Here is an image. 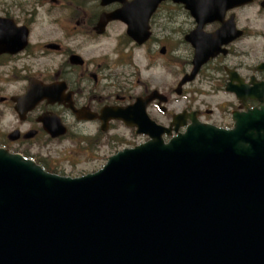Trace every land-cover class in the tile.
<instances>
[{"label":"water","instance_id":"95a60500","mask_svg":"<svg viewBox=\"0 0 264 264\" xmlns=\"http://www.w3.org/2000/svg\"><path fill=\"white\" fill-rule=\"evenodd\" d=\"M160 1L134 4L149 13ZM172 1L213 17L205 0ZM59 92L30 85L17 108L60 102ZM136 115L150 139L79 177L0 147V264H264V109L234 116L231 129L194 120L168 141ZM41 120L52 136L64 131Z\"/></svg>","mask_w":264,"mask_h":264},{"label":"flooded vegetation","instance_id":"af4514ba","mask_svg":"<svg viewBox=\"0 0 264 264\" xmlns=\"http://www.w3.org/2000/svg\"><path fill=\"white\" fill-rule=\"evenodd\" d=\"M132 2L0 0V72L10 76L14 89L0 95V104L9 106L15 115L14 126L3 133L0 146L58 170L52 165L59 162V156H49L38 139L47 142L79 135L84 153L102 145L112 152L119 142L136 135L117 118L102 115V110L125 108L136 97L153 91L156 95L145 104V112L164 126H170L173 115L185 110L202 122L227 128L235 112L264 105V96L260 100L253 91L264 82V0H212L207 9L212 8L209 14L217 18L205 21L199 29L198 20L181 3L166 0L148 14ZM121 9L124 20L103 21ZM131 32L139 38L147 35L137 43ZM14 46L18 49L11 52ZM198 52L214 53L192 80L179 85L177 59H186L183 77L192 70ZM112 55L124 62L128 59L121 62V70H115ZM135 55L142 61V70L160 68L171 80L163 84L146 81L134 66ZM30 82L65 85L63 101L42 100L19 118L10 97L23 94ZM185 86L191 88L188 94ZM216 94L218 99L213 102L201 98ZM70 98L75 112L68 107ZM44 113L60 117L67 128L63 137L51 138L44 130L38 121ZM121 128L127 134L119 133ZM11 131H17L15 140L10 139ZM77 146H63L61 152L64 157L71 155Z\"/></svg>","mask_w":264,"mask_h":264},{"label":"rangeland","instance_id":"374dc122","mask_svg":"<svg viewBox=\"0 0 264 264\" xmlns=\"http://www.w3.org/2000/svg\"><path fill=\"white\" fill-rule=\"evenodd\" d=\"M8 1V0H7ZM113 44V43H112ZM114 59V65L117 64L115 70H121L125 62L123 58L116 57V55H112ZM134 66L141 72L140 76H144L146 81L155 84H163L164 82L171 80V76L166 72H161L162 69L156 68L155 71H144L142 70V61L140 60L139 56L135 55L133 57ZM124 62V63H121ZM186 63L185 58H178L176 62V72L178 80L181 79L180 75L182 72V68ZM161 67V66H160ZM177 87V86H176ZM13 85L11 84V78L8 75H5L0 72V95L4 93H11L13 91ZM191 91L190 86L184 87V92L188 94ZM193 91V89H192ZM198 95V92L195 94L194 97ZM202 99H207L210 102L216 101L218 99V94L214 95L213 97L202 96ZM180 103L177 106L179 109ZM15 115L13 110L6 106L5 104H0V140L3 139V133L9 131L14 126ZM226 124V122H224ZM119 133H126L127 131L123 130L122 128L118 131ZM130 137V134L129 136ZM90 140V139H88ZM87 140V141H88ZM142 141L140 136H133L132 138H128L125 143L133 144ZM83 142V138L79 135H71L70 139L64 140H56L52 142H46L43 139H38L37 144L40 145L41 149L45 151L49 156H59V162L52 165L58 169V171L62 172L65 175L76 176L80 173H85L87 171H92V169H96L101 166L104 162L103 158L106 154L110 153L109 148L102 145L99 149H95L93 151H89L88 153L83 152L82 144L85 145ZM75 143L78 144L76 148L72 147L71 155H64L61 152V148L63 146H71ZM123 144H121L122 147ZM125 146V145H124ZM120 148V147H119Z\"/></svg>","mask_w":264,"mask_h":264}]
</instances>
